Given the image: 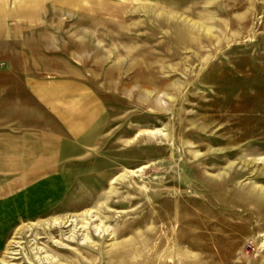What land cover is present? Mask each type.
Returning a JSON list of instances; mask_svg holds the SVG:
<instances>
[{"label":"rangeland","instance_id":"1","mask_svg":"<svg viewBox=\"0 0 264 264\" xmlns=\"http://www.w3.org/2000/svg\"><path fill=\"white\" fill-rule=\"evenodd\" d=\"M0 264H264V0H0Z\"/></svg>","mask_w":264,"mask_h":264}]
</instances>
